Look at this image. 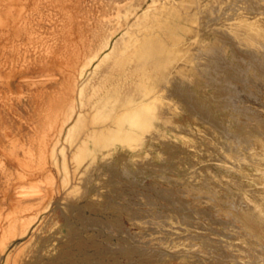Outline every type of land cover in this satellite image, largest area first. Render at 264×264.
<instances>
[{"label":"bare ground","instance_id":"bare-ground-1","mask_svg":"<svg viewBox=\"0 0 264 264\" xmlns=\"http://www.w3.org/2000/svg\"><path fill=\"white\" fill-rule=\"evenodd\" d=\"M176 1L0 0V264H29L41 253L53 255V247L37 244L44 228L40 216L52 207L64 210L68 207L64 200L86 194L88 179L84 171L78 175L79 157L87 158L82 168L86 170L88 157L96 150L101 156L114 153L117 146L141 150L155 114L150 109L165 98L167 85L179 75L191 77L196 68L201 71L198 56H182L184 30L190 29L184 19L192 20L198 12L221 14L216 26L203 24L209 31L200 41L192 35L201 50H207L206 42L220 30L240 45L251 48L252 41L264 51V18L252 17L255 12L252 16L235 8L225 12L226 5L219 7L224 0H189L186 7L166 14L165 5ZM181 60L184 65H179ZM11 116L27 127L24 135L4 123ZM16 181L26 184L16 191ZM26 197L38 200L26 202ZM45 236L49 234L43 241L49 239Z\"/></svg>","mask_w":264,"mask_h":264},{"label":"rangeland","instance_id":"rangeland-1","mask_svg":"<svg viewBox=\"0 0 264 264\" xmlns=\"http://www.w3.org/2000/svg\"><path fill=\"white\" fill-rule=\"evenodd\" d=\"M188 1L166 4L165 13L181 10ZM253 1L224 0L219 7L228 5L231 10L225 6L223 11L235 8L264 18V0ZM197 14L183 20L190 33L184 30L186 46L181 43V48L186 49L182 56H198L201 71L196 68L191 77L182 74L167 85L163 103L150 109L155 114L141 150L117 146V151L103 156L96 150L86 170L82 168L87 158L79 157L78 175L84 171L88 179L86 194L64 200L69 208L52 207L41 214L44 228L37 244L53 247L55 258L41 253L29 264H264V51L256 42L250 41L251 48L240 45L220 30L206 42L210 51L201 50L197 41L218 24L221 14ZM255 61L259 64L254 67ZM168 102L172 105H165ZM4 123L22 135L27 132L13 116ZM22 183L26 184L16 181V191ZM45 234L51 241H43Z\"/></svg>","mask_w":264,"mask_h":264}]
</instances>
